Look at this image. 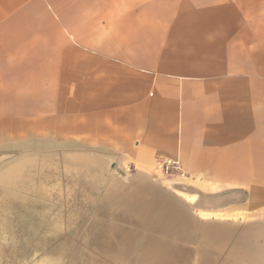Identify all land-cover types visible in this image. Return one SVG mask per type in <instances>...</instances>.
Masks as SVG:
<instances>
[{"label":"crops","instance_id":"0c3cea01","mask_svg":"<svg viewBox=\"0 0 264 264\" xmlns=\"http://www.w3.org/2000/svg\"><path fill=\"white\" fill-rule=\"evenodd\" d=\"M20 156L170 158L200 211L264 221V0H0V168Z\"/></svg>","mask_w":264,"mask_h":264},{"label":"rangeland","instance_id":"374dc122","mask_svg":"<svg viewBox=\"0 0 264 264\" xmlns=\"http://www.w3.org/2000/svg\"><path fill=\"white\" fill-rule=\"evenodd\" d=\"M25 159L11 158L12 167L0 168V219H6L0 225V264H238L241 253L200 232V224L237 229L264 223L227 210L200 211L196 196L191 201L181 195L185 180L163 177L158 166L147 178L125 167L126 180H118L97 167L89 173L80 166L73 173L52 159ZM25 163L40 164L43 174L10 183V169Z\"/></svg>","mask_w":264,"mask_h":264},{"label":"water","instance_id":"95a60500","mask_svg":"<svg viewBox=\"0 0 264 264\" xmlns=\"http://www.w3.org/2000/svg\"><path fill=\"white\" fill-rule=\"evenodd\" d=\"M183 191L186 190L185 186H182ZM214 206L217 205L216 201H213ZM197 207H201V204L197 203ZM200 232H204L208 237L215 239L214 241H222L235 251L241 253L242 260L246 259L244 264H264V223L248 225L245 228H235L226 224H200ZM203 228V229H202ZM204 229L217 231L213 237L206 233ZM213 233V232H212ZM235 247V248H234ZM241 260V262H242ZM239 262V261H238ZM239 262L238 264H241Z\"/></svg>","mask_w":264,"mask_h":264},{"label":"bare ground","instance_id":"6f19581e","mask_svg":"<svg viewBox=\"0 0 264 264\" xmlns=\"http://www.w3.org/2000/svg\"><path fill=\"white\" fill-rule=\"evenodd\" d=\"M34 164V163H33ZM32 165V164H31ZM29 167H34V168H32V169H30ZM42 170V167H41V165L40 164H36V166L35 165H32V166H24L23 164H21V165H19V166H16V167H14L13 169H10V175H8V180L10 181V183H14V184H17V183H19V182H21V181H26L27 180V178H28V175L29 174H34V172H37L38 174H40V171ZM30 172H32V173H30ZM35 180V179H34ZM34 184V183H33ZM35 185V184H34ZM47 188V187H46ZM55 191V190H54ZM53 191V192H54ZM64 191V190H63ZM51 192V191H50ZM181 195L183 196V197H185L186 199H189V200H191V201H194V199H195V196H189L188 194H186V193H181ZM8 201V200H7ZM18 201H21V200H18ZM3 202V201H2ZM11 202H13V201H11ZM26 202V201H25ZM7 203V202H6ZM17 203V202H16ZM37 203V202H36ZM9 204V203H8ZM14 205V204H13ZM40 205H41V203H40ZM11 205H9V206H7V207H4V208H2V210H5V212H7L8 211V209H9V207H10ZM39 208V207H38ZM11 209V208H10ZM7 210V211H6ZM26 210V209H25ZM24 210V211H25ZM17 211V210H16ZM23 211V212H24ZM4 212V211H3ZM14 212V211H13ZM60 212V211H59ZM58 212V213H59ZM31 213V212H30ZM1 214V213H0ZM9 214V213H8ZM53 214V213H52ZM2 216V215H1ZM12 216V215H11ZM55 216V215H54ZM7 217V216H6ZM18 217H19V215H18ZM2 218V217H1ZM3 218H4V216H3ZM22 218V217H21ZM29 218V217H28ZM64 218V217H63ZM66 218V217H65ZM35 219V218H34ZM8 220H10V219H8ZM27 220V219H26ZM55 220V219H54ZM11 221V220H10ZM28 221H29V219H28ZM59 221H61V220H59ZM2 222H6V219L4 218V219H0V225H1V223ZM66 222V221H65ZM22 223V222H21ZM57 223H58V220H57ZM60 223V222H59ZM44 224V223H43ZM54 224H56V223H54ZM54 224H53V226H54ZM13 225H14V223H13ZM60 225V224H59ZM58 225V226H59ZM62 225V224H61ZM60 225V226H61ZM66 225V224H65ZM16 226V225H15ZM30 226V225H29ZM29 228V227H28ZM36 228V227H35ZM57 228V227H56ZM14 229V228H13ZM59 229V228H58ZM57 229V230H58ZM4 230V229H3ZM7 230V229H6ZM26 230V229H25ZM28 230V229H27ZM47 230H48V228H47ZM52 230V229H51ZM63 230V229H62ZM12 232H14V231H12ZM18 232V231H17ZM37 232V231H36ZM52 232V231H51ZM28 233V232H27ZM48 233H49V231H48ZM1 236V235H0ZM27 236V235H26ZM53 236V235H52ZM2 237V236H1ZM33 237V236H32ZM4 238V237H3ZM15 239V238H14ZM21 239V238H20ZM23 240V239H22ZM34 240V239H33ZM23 242H25V241H23ZM31 242V241H30ZM26 243V242H25ZM46 243V242H45ZM34 244V243H33ZM24 245V244H23ZM25 247V246H24ZM27 247V246H26ZM32 247V246H31ZM36 249H37V247H36ZM37 253V252H36ZM53 256V255H52ZM55 258V257H54ZM51 259H53V258H51ZM47 261L49 260V258L48 259H46ZM56 261V260H55ZM54 261V262H55ZM26 262V261H25ZM54 262H52V263H54ZM57 262V261H56ZM44 263H45V260H44ZM51 263V264H52ZM46 264V263H45ZM58 264V263H57Z\"/></svg>","mask_w":264,"mask_h":264},{"label":"built area","instance_id":"2783aa9c","mask_svg":"<svg viewBox=\"0 0 264 264\" xmlns=\"http://www.w3.org/2000/svg\"><path fill=\"white\" fill-rule=\"evenodd\" d=\"M158 170L165 178L184 177L180 163L170 158H161L158 162Z\"/></svg>","mask_w":264,"mask_h":264}]
</instances>
